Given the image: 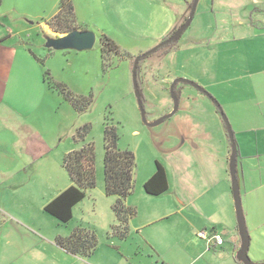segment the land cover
Listing matches in <instances>:
<instances>
[{
  "label": "rangeland",
  "instance_id": "rangeland-1",
  "mask_svg": "<svg viewBox=\"0 0 264 264\" xmlns=\"http://www.w3.org/2000/svg\"><path fill=\"white\" fill-rule=\"evenodd\" d=\"M59 1L0 0V22L20 32L25 41L19 46L23 52L18 72L14 79L11 78L14 84L11 103L16 109L24 110L23 113L19 110L20 118L40 129L51 143L50 149L40 158L28 159L27 170L36 175L31 185L40 189L50 179L59 184L70 181L63 157L74 148L73 132L84 124H91L86 142H93L96 151V187L75 207L71 225L95 230L98 253L117 247L135 263V249L141 242V235L131 228L129 237L121 241L110 236L106 226L114 218L112 205L116 200L105 192L106 123L117 126L119 147L131 150L136 157L134 190L127 199V204L133 207L140 197L139 191H144L142 180L156 170V161L166 167L171 187L191 198L209 181L219 184L221 178L227 177L232 186L231 176L226 172L229 166L223 159L225 148L230 147L227 128L211 98L183 82L176 85L179 109L172 117L155 126L142 117L133 84L134 63L136 57L161 42L152 37L160 26L151 30L147 23L153 20L159 24L167 12L163 8L167 4L170 6V0H135L133 13L122 11L132 4L131 0H75L78 25L97 36L94 47L82 51L46 47L48 37L66 34L50 26L51 34L47 35L44 26L57 13ZM191 1H187L186 12L175 29L189 17ZM153 2L156 11H147ZM251 25L264 30V0H200L191 25L167 48L169 52L160 49L139 61L138 82L147 121L153 122L173 110L170 86L178 77L193 80L205 88L220 102L227 117L233 107H242L244 103L238 99L243 98L244 81L229 78L243 74L245 57L261 55V50L264 54V36L253 38L252 31H245L246 26ZM240 29L245 36L242 39L238 38L242 35ZM102 34L114 40L121 51L130 53L131 58L113 55L109 67L105 68L101 56ZM42 79L45 87L50 83H63L74 94L91 98L90 107L82 113L77 112L57 89L43 88ZM233 93L236 100L230 104ZM197 122L203 123L205 129ZM207 129L218 159L214 160L217 163L212 164V171L208 170L210 163L208 167L203 163V149L195 147ZM235 139L238 144L236 134ZM164 197H154L155 204H160L158 200ZM60 227L68 229L69 225L61 223ZM141 245L142 252H147V246Z\"/></svg>",
  "mask_w": 264,
  "mask_h": 264
},
{
  "label": "crops",
  "instance_id": "crops-1",
  "mask_svg": "<svg viewBox=\"0 0 264 264\" xmlns=\"http://www.w3.org/2000/svg\"><path fill=\"white\" fill-rule=\"evenodd\" d=\"M170 1V6L167 4L165 8L161 7L167 12L164 13L159 24L153 20L147 23L151 30L157 25L160 26L159 30H154L152 34L156 42L162 41L175 29L179 19L186 12L187 1L190 0ZM131 3L125 6V9L122 8V11L135 12V0H131ZM155 5L154 2L151 3V7H147L146 10L156 11ZM132 20L135 25V19ZM44 26L47 30L46 34L50 35L49 22L44 23ZM246 28V33L251 31L254 33L253 38L264 36V30L252 25ZM243 37L245 36L242 31V35L238 38ZM24 43L20 32H15L13 28L0 22V264H243L236 257L241 247V237L232 186L227 177L221 178L219 184L218 181H209L197 190L195 197L191 198L177 189L174 190L168 176L169 189L158 195L166 196L165 199L158 200L161 202L158 205L155 204L157 200H154V197L158 196L148 194L145 189L140 190V197L138 202H135V207L129 205L137 212L129 222V232L125 238L113 233L112 227L117 224V220L112 209L114 218L106 225L110 236L125 241L130 235L131 228L135 229V234L141 235V242L135 249V263L117 247H110L98 253L97 246L89 256H80L68 252L57 244L58 236H68L75 228L80 227V225H71L78 204L73 209V219L66 223L69 228L62 229L61 222L49 214L45 206L72 185L70 177V181L63 184L54 183V180L50 179L40 189L31 185L36 175L28 172V159L40 158L50 149L51 143L40 129L28 123L25 118H20L24 110L22 112L21 109L13 107L10 100L14 89L11 78L14 79L18 72V64L22 58L20 55L23 52L19 46ZM262 51L261 55L245 57L242 62L243 74L229 78L243 79L245 85L243 98L238 99L244 105L233 107L228 117L238 140V177L243 210L251 238L249 256L255 262H264V54L262 55ZM35 58L39 61L37 57ZM232 64L234 66L236 62ZM43 82L42 79L43 88L49 87H45ZM232 92L235 90H231ZM231 97L234 99H230V104L236 100V94L233 93ZM197 124L204 129L206 127L201 122ZM74 134L75 131L72 137ZM210 136L208 129L205 130L195 147L203 149V163L207 167V163H210L208 170L212 171V164L217 163L214 160L218 161V159L217 155H214ZM229 142L230 147L225 148L223 158L226 166L227 164L229 166L231 155L230 139ZM78 147L79 144L74 141L73 149ZM227 171L230 174L229 168L226 169ZM154 173L155 171L150 172L143 178V187ZM159 222H163L164 227L158 225ZM203 229L222 235L224 242L208 243L198 236V232ZM141 244L147 246V252H142L144 247H141Z\"/></svg>",
  "mask_w": 264,
  "mask_h": 264
},
{
  "label": "trees",
  "instance_id": "trees-1",
  "mask_svg": "<svg viewBox=\"0 0 264 264\" xmlns=\"http://www.w3.org/2000/svg\"><path fill=\"white\" fill-rule=\"evenodd\" d=\"M193 3L194 0L189 4L190 10ZM49 24L60 33L82 29L77 23L74 1L60 0L59 10L50 19ZM174 43L175 41H172L160 46L156 51L165 49V53H168L169 49L167 48ZM101 54L105 68L109 67V59L113 55L123 59L131 58L130 53L121 51L119 45L106 34L101 36ZM37 59L44 62L43 59L38 57ZM49 87L57 89L79 113L86 111L92 103L91 98L74 94L66 84L50 83ZM175 91L179 96L177 87H175ZM204 94L206 95V93ZM91 128V124H84L76 129L73 139L79 144V147L67 152L63 157V166L69 174L72 185L45 206V210L63 224L73 219L74 207L85 199L89 190L96 187V151L93 142H86V137ZM119 139L117 126L107 122L104 130L105 192L107 196L116 199L112 206L117 220V224L112 227L113 233L125 238L129 232V222L137 212L135 208L126 203L127 198L134 190L136 157L131 150H122L119 147ZM144 189L148 194L154 196L161 195L169 189L167 169L161 162L156 161L155 173L144 183ZM56 242L70 253L89 256L98 246V237L94 230L80 226L68 236H58Z\"/></svg>",
  "mask_w": 264,
  "mask_h": 264
},
{
  "label": "water",
  "instance_id": "water-1",
  "mask_svg": "<svg viewBox=\"0 0 264 264\" xmlns=\"http://www.w3.org/2000/svg\"><path fill=\"white\" fill-rule=\"evenodd\" d=\"M199 1L200 0H194L189 17L186 19L184 23H182L175 30V32L169 38L162 40L157 46L153 47L147 52L140 54L138 57H136L134 68H133V84L135 88V93L137 95L142 117L144 121L151 126H155V125L162 123L166 118L172 117L178 111L179 103H178V97L175 91V87L178 83L183 82V83L191 84L192 86L197 88L200 92L206 93V95L209 98H211L213 103L218 107L221 113L222 119L226 125L227 134L231 141V155H230V160H229V171H230V176H231V181H232V191H233L234 202H235L239 234L241 237V247L237 251L236 257L243 264H264V262L253 261L251 257L249 256L251 238H250V233L247 227V222H246V218H245V214L243 210L240 182H239V177H238V163H237L238 145L235 139V133L232 128V125L229 121V118L225 114L220 102L215 97H213L209 92H207L205 88H203L202 86H200L198 83L194 82L193 80L183 78V77H178L173 80L170 86V93H171V97L174 102V108L170 113L160 117L159 119L153 122H148L146 118V111L143 106V96L140 91L139 82H138V76H139V66L138 65H139L140 59L156 51L160 46L168 44L172 41H178L182 37L186 29L191 25V22L193 21L195 11H196ZM96 40H97V36L95 32L91 30L75 29L63 35H58L56 37H48L47 42H46V47L56 49V50L73 49L77 51H82V50L92 49L96 43Z\"/></svg>",
  "mask_w": 264,
  "mask_h": 264
},
{
  "label": "built area",
  "instance_id": "built-area-1",
  "mask_svg": "<svg viewBox=\"0 0 264 264\" xmlns=\"http://www.w3.org/2000/svg\"><path fill=\"white\" fill-rule=\"evenodd\" d=\"M198 236L205 239L208 243L216 242L218 244H222L224 242L222 235L208 231L207 229L200 230L198 232Z\"/></svg>",
  "mask_w": 264,
  "mask_h": 264
}]
</instances>
